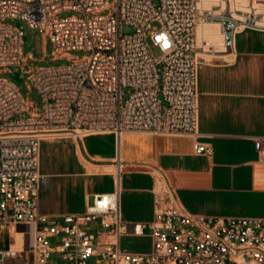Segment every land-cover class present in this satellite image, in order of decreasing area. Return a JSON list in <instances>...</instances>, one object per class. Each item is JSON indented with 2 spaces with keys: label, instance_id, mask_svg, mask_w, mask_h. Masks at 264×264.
<instances>
[{
  "label": "built area",
  "instance_id": "1",
  "mask_svg": "<svg viewBox=\"0 0 264 264\" xmlns=\"http://www.w3.org/2000/svg\"><path fill=\"white\" fill-rule=\"evenodd\" d=\"M69 10L77 14L62 15ZM9 18L38 29L45 44L51 41L53 58L71 63L30 66L24 27ZM198 19L218 21L224 48L234 49L240 31H264V0H0V72L19 66L43 99L40 110L13 80L0 77V264H264V217L187 212L163 171L156 173L153 220L121 216L123 135H200ZM125 25L133 31L124 33ZM72 49L90 54L73 56ZM106 133L117 141L114 189L93 194L83 212H40L45 136ZM254 140L264 163V135ZM211 151L197 142L196 153ZM21 224L29 242L13 248ZM125 234L149 235L151 249L124 250Z\"/></svg>",
  "mask_w": 264,
  "mask_h": 264
},
{
  "label": "crops",
  "instance_id": "2",
  "mask_svg": "<svg viewBox=\"0 0 264 264\" xmlns=\"http://www.w3.org/2000/svg\"><path fill=\"white\" fill-rule=\"evenodd\" d=\"M207 55L198 64V137L123 135L120 208L125 222L153 220L157 171L170 179L177 204L187 212L264 217V163L258 160L254 140L264 135V31L246 28L237 33L234 49ZM198 141L209 143L211 153H196ZM116 159L113 133L45 139L39 211H85L93 194L114 189ZM102 179L110 186H102Z\"/></svg>",
  "mask_w": 264,
  "mask_h": 264
},
{
  "label": "rangeland",
  "instance_id": "3",
  "mask_svg": "<svg viewBox=\"0 0 264 264\" xmlns=\"http://www.w3.org/2000/svg\"><path fill=\"white\" fill-rule=\"evenodd\" d=\"M111 2L114 0H110ZM206 5V3H204ZM77 14L74 10H69L63 13L62 15H72ZM8 22L11 23H19L24 27V33L26 35V39L24 41L23 50L25 55L32 54L34 59H30L29 64L32 67H39V66H58V65H65L71 63V60L68 59V57H59V58H53V46L51 41L48 39L46 44L44 41V38L42 36V33L35 28L29 27V25L26 23V21L19 20V19H7ZM159 21H153L152 26L156 27L159 26ZM133 28L130 26L125 25L123 27L124 33L132 32ZM197 33H198V42H199V48L197 51V58L198 62L203 57H207V54L212 53L213 51H218L222 48H224L223 40L224 36L221 31V25L218 21H211V20H203L198 19V25H197ZM150 46L151 50L156 57L161 56L160 49L155 46L151 40ZM70 54L73 56H82L86 54H90L89 50L86 49H72L70 51ZM12 72L9 71H3L0 72V77H6L8 79L13 80L17 86L21 89L22 95L25 99H30L34 101L38 109H42L43 106V99L36 88V86H31V88L28 86L27 82H29V74L28 73H22L20 76V79H17L15 76V71L19 70V66H12ZM26 116L27 113H24ZM102 186H110L109 181L106 179H102ZM27 227L26 225H20L17 228V241L16 243H13V248L19 247V246H26V244L29 242V240L24 243L23 245L20 243L19 239V232L21 228ZM147 233L149 230H146ZM122 246L127 249L131 250H149L150 249V237L145 236H123L122 237ZM6 242L1 243V246H6Z\"/></svg>",
  "mask_w": 264,
  "mask_h": 264
},
{
  "label": "bare ground",
  "instance_id": "4",
  "mask_svg": "<svg viewBox=\"0 0 264 264\" xmlns=\"http://www.w3.org/2000/svg\"><path fill=\"white\" fill-rule=\"evenodd\" d=\"M67 134H61V136H66ZM54 137H57V134H51V135H46L45 136V139H48V138H54ZM123 139V137H122ZM122 139L119 140V143H118V148H119V152L122 151ZM106 168V167H105ZM103 169V168H102ZM108 170H115V167L114 166H107ZM117 170V169H116ZM119 178V177H118ZM119 180V179H118ZM119 182V181H118ZM21 225H25V224H21ZM20 226V225H19ZM18 226V227H19ZM19 229V228H18ZM18 236V235H17ZM20 243L23 245L24 243H26L28 240H29V228L28 227H23L21 228L20 232H19V239Z\"/></svg>",
  "mask_w": 264,
  "mask_h": 264
},
{
  "label": "water",
  "instance_id": "5",
  "mask_svg": "<svg viewBox=\"0 0 264 264\" xmlns=\"http://www.w3.org/2000/svg\"><path fill=\"white\" fill-rule=\"evenodd\" d=\"M228 23H231V22H229V21H226L225 22V24H228ZM19 25L23 28V25L21 23H19ZM228 37H229V35H228ZM15 76H16L17 79H20V76H19V72L18 71H15ZM1 256L2 255L0 254V257Z\"/></svg>",
  "mask_w": 264,
  "mask_h": 264
}]
</instances>
